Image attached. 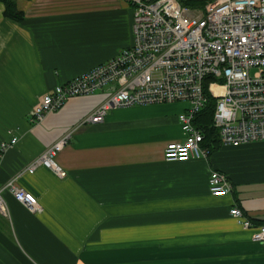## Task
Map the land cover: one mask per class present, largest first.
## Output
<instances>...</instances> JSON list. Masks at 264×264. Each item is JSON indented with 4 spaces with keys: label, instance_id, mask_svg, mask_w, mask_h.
I'll return each mask as SVG.
<instances>
[{
    "label": "crops",
    "instance_id": "crops-1",
    "mask_svg": "<svg viewBox=\"0 0 264 264\" xmlns=\"http://www.w3.org/2000/svg\"><path fill=\"white\" fill-rule=\"evenodd\" d=\"M15 1L22 21L6 17L0 1V142L13 132L19 140L2 154L0 189L16 176L42 210L3 190L0 264H264V244L252 237L264 225V142L246 144L236 162L235 145L210 159L167 161L166 145L184 138L179 115L188 104L120 107L81 124L105 90L71 97L32 123L47 91L132 44L134 10L123 0ZM70 130L56 157L64 177L46 167L20 174ZM215 168L232 181L230 194L210 193ZM234 206L251 227L231 215Z\"/></svg>",
    "mask_w": 264,
    "mask_h": 264
},
{
    "label": "built area",
    "instance_id": "built-area-1",
    "mask_svg": "<svg viewBox=\"0 0 264 264\" xmlns=\"http://www.w3.org/2000/svg\"><path fill=\"white\" fill-rule=\"evenodd\" d=\"M133 6V42L110 60L97 64L66 83L47 91L30 110L32 123L42 122L71 97L97 90L107 97L82 121L100 123L112 109L183 101L188 104L179 115L182 140L169 142L167 161L210 159L203 144L205 133L194 125V117L204 108L205 84L216 98L213 125L223 146L264 142V0H123ZM226 91L218 97L217 87ZM70 130L20 172L34 173L46 167L60 177L67 172L56 157L68 144ZM19 140L11 133L0 142L3 152ZM11 178L0 189V211L8 213L2 195L8 189L30 211L40 212L37 197ZM227 173L212 169L209 191L214 196L233 192ZM231 215L244 227L252 223L243 210L234 206ZM253 240L264 244V225L253 232Z\"/></svg>",
    "mask_w": 264,
    "mask_h": 264
},
{
    "label": "trees",
    "instance_id": "trees-1",
    "mask_svg": "<svg viewBox=\"0 0 264 264\" xmlns=\"http://www.w3.org/2000/svg\"><path fill=\"white\" fill-rule=\"evenodd\" d=\"M5 5L4 14L6 17L14 19L16 21H22L24 19L25 13L17 6L15 0H0ZM187 1V0H186ZM190 2H185L186 4H196V0H188ZM210 79L207 80L205 84V94L207 97L206 104L200 112L194 117V125L203 130L205 133V140L203 144L210 148L211 152L223 147L218 129L213 125L214 121V111L216 106V98L212 96L208 89V84Z\"/></svg>",
    "mask_w": 264,
    "mask_h": 264
},
{
    "label": "rangeland",
    "instance_id": "rangeland-1",
    "mask_svg": "<svg viewBox=\"0 0 264 264\" xmlns=\"http://www.w3.org/2000/svg\"><path fill=\"white\" fill-rule=\"evenodd\" d=\"M217 91H218L217 96L218 97H222L224 95L225 91H226L225 85L224 84H219V86L217 87ZM233 148L235 149V152H234L235 153V157L230 156L229 162H236V160H240L242 158V156L240 155V151L248 149V146L235 145V146H233ZM218 151H225L224 153L228 152L226 148H222V147L220 149L216 150L215 152H218ZM230 151H232V150H230ZM213 154H215V153L213 152Z\"/></svg>",
    "mask_w": 264,
    "mask_h": 264
}]
</instances>
